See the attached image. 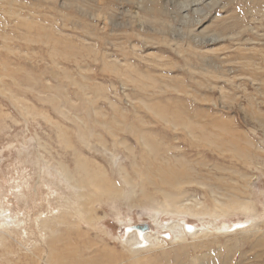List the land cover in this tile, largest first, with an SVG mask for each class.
<instances>
[{
  "label": "rangeland",
  "instance_id": "1",
  "mask_svg": "<svg viewBox=\"0 0 264 264\" xmlns=\"http://www.w3.org/2000/svg\"><path fill=\"white\" fill-rule=\"evenodd\" d=\"M1 214L0 264H264V0H0Z\"/></svg>",
  "mask_w": 264,
  "mask_h": 264
},
{
  "label": "bare ground",
  "instance_id": "2",
  "mask_svg": "<svg viewBox=\"0 0 264 264\" xmlns=\"http://www.w3.org/2000/svg\"><path fill=\"white\" fill-rule=\"evenodd\" d=\"M7 219L11 220V219L8 218L7 215H4V214L0 215V232L2 231V228H4L5 230L13 228V227L15 228L16 224H13V227L12 226L11 227L8 226L9 224H8V221H6ZM149 223H151V228H152V230L150 232H147L146 230H141L140 228H137L136 226H135V228L138 229V231L130 230L129 226L124 228L123 232H125V239L123 241H126V243H127V242H129V241H131L133 239L134 242L132 244H130L131 248H132L133 244L142 243V241L144 242V240L146 242H148L149 240H151V237L154 234H156L158 232H161V231H165V232L169 233L172 236V238H177L178 237V231L174 230V228H176V225H178V224H173V225L171 224V225H166V226H162L161 224L159 225L158 219L154 215L149 220ZM1 225H3L2 228H1ZM179 226H181L179 231L181 232V236H182V235L185 234L184 225L181 224V225H178V227ZM187 228H190V226H188ZM193 232H196V231L194 230Z\"/></svg>",
  "mask_w": 264,
  "mask_h": 264
},
{
  "label": "water",
  "instance_id": "3",
  "mask_svg": "<svg viewBox=\"0 0 264 264\" xmlns=\"http://www.w3.org/2000/svg\"><path fill=\"white\" fill-rule=\"evenodd\" d=\"M136 227L140 228L141 230H148V228L150 227V223H137Z\"/></svg>",
  "mask_w": 264,
  "mask_h": 264
}]
</instances>
